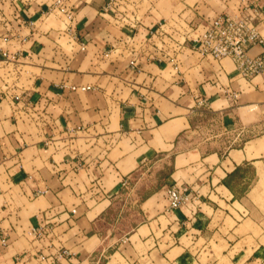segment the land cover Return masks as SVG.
Instances as JSON below:
<instances>
[{
    "label": "crops",
    "instance_id": "0c3cea01",
    "mask_svg": "<svg viewBox=\"0 0 264 264\" xmlns=\"http://www.w3.org/2000/svg\"><path fill=\"white\" fill-rule=\"evenodd\" d=\"M53 3L0 0V264H264V150L191 139L205 113L237 136L264 114V74L190 47L241 0H65L70 30Z\"/></svg>",
    "mask_w": 264,
    "mask_h": 264
},
{
    "label": "built area",
    "instance_id": "2783aa9c",
    "mask_svg": "<svg viewBox=\"0 0 264 264\" xmlns=\"http://www.w3.org/2000/svg\"><path fill=\"white\" fill-rule=\"evenodd\" d=\"M255 1L257 0H241L237 13L216 14L204 30L191 36L189 41L192 52L202 57L211 56L218 61L230 59L236 65L238 72L247 79L264 74V53L255 57L248 54L252 46L263 42L258 24L264 21V3ZM116 4L117 0H107L105 11L109 12ZM53 7L62 14L66 27L70 30V25L74 21L73 10L68 8L65 0H54ZM4 56L7 54L4 53ZM130 63L135 65L134 60ZM224 93L231 100H236L238 97V94L230 89H226ZM202 104L204 105L200 102V105ZM166 200L167 208L175 210L188 206L192 201V195L188 187L169 186L166 190Z\"/></svg>",
    "mask_w": 264,
    "mask_h": 264
},
{
    "label": "rangeland",
    "instance_id": "374dc122",
    "mask_svg": "<svg viewBox=\"0 0 264 264\" xmlns=\"http://www.w3.org/2000/svg\"><path fill=\"white\" fill-rule=\"evenodd\" d=\"M60 17L61 25L63 27V22H65V19L62 15H60ZM200 108L205 107L202 106ZM224 128L225 127L223 126L222 119L220 120L216 115L205 113L204 115L199 116V118H196L194 122L195 130L192 133V142H194L195 145H202L203 149L207 151H229L230 149H243L245 146H249L250 148L254 147L257 152H262L264 150L263 145L257 144L258 139L264 140V114L262 116L260 115L259 117H255L252 123V127L250 126L249 130L247 132L241 133L240 136H237L238 131H232L231 129L226 130ZM246 142L248 144H245ZM145 171L146 172L144 179L142 183L139 184V187L141 186L142 188H144L141 193L143 197L148 191L152 189L151 186L154 184V182L156 183V176H152L154 171L152 167L149 169V171ZM165 173L166 172L161 173V175L158 176V182L160 179H163ZM129 191L128 193L130 194V196H128L127 198L128 202L131 203L135 199V195L132 194L131 189ZM126 217L130 221L124 223L123 226H121V229H123V231L126 230V226H128V224L137 223L139 221V219L136 217ZM120 231L123 232L122 230ZM107 251H104V253L102 254L107 255ZM102 258H104V256H102Z\"/></svg>",
    "mask_w": 264,
    "mask_h": 264
},
{
    "label": "trees",
    "instance_id": "16d2710c",
    "mask_svg": "<svg viewBox=\"0 0 264 264\" xmlns=\"http://www.w3.org/2000/svg\"><path fill=\"white\" fill-rule=\"evenodd\" d=\"M241 169H242L241 167L240 168L238 167V169H236L234 173L237 174V172L241 171ZM242 172H243V174H250L252 172V169H251V167H248V168L244 169ZM237 181L239 182L240 179H238ZM223 183L226 184L227 180H224Z\"/></svg>",
    "mask_w": 264,
    "mask_h": 264
}]
</instances>
